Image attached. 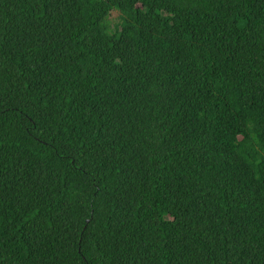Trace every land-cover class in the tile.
Masks as SVG:
<instances>
[{"label":"trees","instance_id":"trees-1","mask_svg":"<svg viewBox=\"0 0 264 264\" xmlns=\"http://www.w3.org/2000/svg\"><path fill=\"white\" fill-rule=\"evenodd\" d=\"M0 264H264V0H0Z\"/></svg>","mask_w":264,"mask_h":264},{"label":"rangeland","instance_id":"rangeland-1","mask_svg":"<svg viewBox=\"0 0 264 264\" xmlns=\"http://www.w3.org/2000/svg\"><path fill=\"white\" fill-rule=\"evenodd\" d=\"M108 20L110 22V27L113 29V25L119 20V11L117 9H112L109 13Z\"/></svg>","mask_w":264,"mask_h":264}]
</instances>
